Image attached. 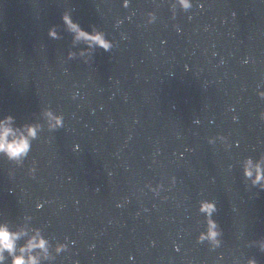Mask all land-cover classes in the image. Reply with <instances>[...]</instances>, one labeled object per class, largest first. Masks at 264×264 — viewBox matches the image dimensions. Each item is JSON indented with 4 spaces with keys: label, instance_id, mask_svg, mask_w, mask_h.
<instances>
[{
    "label": "water",
    "instance_id": "95a60500",
    "mask_svg": "<svg viewBox=\"0 0 264 264\" xmlns=\"http://www.w3.org/2000/svg\"><path fill=\"white\" fill-rule=\"evenodd\" d=\"M200 3L173 20L168 0L130 9L122 0H0V118L33 123L47 107L65 116L23 167L0 158V221L30 215L54 245L67 240L56 264H264L247 246L264 239V191L241 167L264 154V0ZM66 11L116 47L97 49L91 64L67 61L85 46L73 49ZM53 26L62 39L49 37ZM217 136L231 151L208 143ZM148 184L164 190L157 197ZM202 199L217 202L224 244L215 252L196 242Z\"/></svg>",
    "mask_w": 264,
    "mask_h": 264
},
{
    "label": "clouds",
    "instance_id": "9594fccd",
    "mask_svg": "<svg viewBox=\"0 0 264 264\" xmlns=\"http://www.w3.org/2000/svg\"><path fill=\"white\" fill-rule=\"evenodd\" d=\"M172 12V19L175 20L178 12H190L197 4L203 9V3L200 0H168ZM124 9L132 7V0H122ZM135 15V13H132ZM235 16V13H233ZM157 14L148 12L146 24L152 25L157 22ZM191 19V17H189ZM65 30L72 34V47L78 48L81 44L85 47L79 51H69L67 61L76 59L82 60L85 64H91L97 49L105 52H111L116 47V42L110 39L108 34L97 28L92 27L91 31H87L77 22H74L70 11H66L62 16ZM123 24V20L116 22L119 28ZM177 31H180L179 25H175ZM49 37L54 40L62 39L60 32L56 26H53L48 33ZM122 38H127L123 33ZM248 63V60L244 61ZM258 95L264 99V91H259ZM79 93L73 95V99H77ZM260 118L264 120V112L260 113ZM238 121L237 117L233 118ZM196 124L200 122L195 121ZM65 128V116L63 113H57L51 107L44 108L36 122L24 125H17L16 119L12 115L0 118V158L7 159L15 167H23L26 160L31 155L34 142L40 139L41 133L47 130L48 133H56ZM217 141L222 142L226 150L231 151L232 144L224 136L211 137L208 143L215 145ZM51 143V137L49 138ZM79 150V146H77ZM242 175L246 184L252 188H258L264 191V154L258 158L249 156L242 163ZM228 171H232V165H229ZM37 173L36 162L33 161L29 168V174L35 179ZM10 176L14 178L15 171H10ZM171 183L176 184V178L173 177ZM146 187L155 195L160 196L164 190V185L159 184L153 186L151 184ZM166 199V198H165ZM123 207V205H118ZM43 204H38L37 209H42ZM199 214L204 218L202 223L203 230L199 232L196 242L198 244H207L212 252L222 248L224 244L223 231L216 221L215 216L218 212L217 202L210 199H202L199 202ZM33 217L25 215L23 222L13 224L7 221H0V264H56L57 257L69 251V243L57 241L55 245L52 240L45 234L42 228L34 227L32 224ZM248 247H257L264 252V239L250 241ZM179 247L176 251L179 252ZM130 259H134L130 257ZM223 260V255L220 256ZM239 264V261L234 262ZM244 264H258L255 257L247 258Z\"/></svg>",
    "mask_w": 264,
    "mask_h": 264
}]
</instances>
